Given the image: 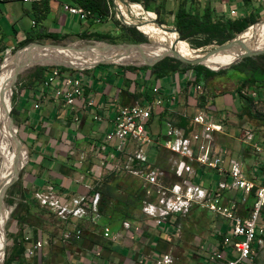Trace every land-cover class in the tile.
Wrapping results in <instances>:
<instances>
[{"label": "crops", "instance_id": "1", "mask_svg": "<svg viewBox=\"0 0 264 264\" xmlns=\"http://www.w3.org/2000/svg\"><path fill=\"white\" fill-rule=\"evenodd\" d=\"M35 1L40 0L0 1V35L5 36L6 46L10 42L26 38L30 29L24 26V18L31 19V28L36 25L31 15ZM182 1L191 11L209 15L216 20L264 18V0H156L152 6H162L164 13L171 14L174 21L175 11ZM49 2L50 11L44 21L48 31L72 36L82 32L89 33L92 28L100 25L99 22L89 25L88 20H82L66 11L64 6L70 4L68 0ZM152 66L139 69L136 75L119 69L108 72L100 68L87 74H76L82 77L84 93L74 105L62 103L51 90L44 87L23 91L18 106L24 109L27 118L24 123L28 127V145L32 152L24 176L25 183L21 186V209L14 214V219L20 227L21 237H29L31 243L38 239L43 241L42 250L36 256L27 258L28 264H152L153 259L167 252L173 255L174 264H208V246L207 243L202 244L203 240L219 246L220 240L216 241L217 233H231L230 222L225 219L212 232L215 239L211 235H203L201 222L211 212L200 206L193 207L191 215L194 216L178 221L181 223V230L177 231L175 223L157 224L146 216L142 211L143 206L137 212L138 218L130 220V226L126 225V220L104 224L99 212V202L97 205L93 202L95 194L100 193L96 187L108 173H130L141 184V179L130 171L133 161L122 160V153L133 145L138 148V144L129 139L125 149L120 151L114 141L107 139L108 133L116 127L115 118L119 105H152L153 114L147 127L150 134L158 136L163 147L168 138L169 122L185 130L177 124V117L186 116L193 123L189 132L191 134L200 129L193 117L201 110L211 107L210 116L224 128L223 132L215 133L216 144L227 150L229 157L239 159L248 178L257 181L260 179L261 167L264 165V146L259 144V136L255 133L252 141H241L244 131L252 128L247 127L246 119L249 116L246 113H249V107L239 96L238 89L247 86L256 91L255 103L264 104V71L259 68L243 71L236 68V73L230 78L226 75L227 69L209 79L196 81L205 85L209 94L207 97L192 86V69H181L158 76L153 72ZM255 78L259 82L243 84L244 80L254 81ZM224 82L232 85L220 92L219 86ZM155 88L159 89L158 93L154 91ZM212 92L222 95L220 106L215 104ZM157 98H162L159 105L155 104ZM155 114H160L161 118L158 119ZM261 124L264 125V121ZM256 143L262 147L261 152L256 151ZM250 148L253 149L252 153L249 152ZM150 149L151 147L146 150L147 156H150ZM165 150L169 164L163 168L168 177L173 179L175 175L172 159L175 155L166 148ZM82 155L91 163L90 168H82L83 161L79 160ZM116 163L119 164L118 169H114ZM192 165L196 172L195 181L206 188L215 189L219 187L221 180L230 179L228 174H220L216 169L204 167L196 161ZM225 168L228 169V166ZM37 194L54 195L63 204L69 205L70 209L81 207L84 212L69 213L67 218H63L51 205H44ZM241 195L238 189L224 190L225 201L240 199ZM81 198L82 202L76 204L75 200ZM253 202L252 197L245 203L239 202V213L249 216ZM197 213L200 215L197 216ZM105 226H109L113 234H120V237H106ZM191 227L195 228L189 231ZM79 230H82L81 234L77 233Z\"/></svg>", "mask_w": 264, "mask_h": 264}, {"label": "built area", "instance_id": "2", "mask_svg": "<svg viewBox=\"0 0 264 264\" xmlns=\"http://www.w3.org/2000/svg\"><path fill=\"white\" fill-rule=\"evenodd\" d=\"M65 10L78 16L82 20H89L93 14L76 4H67ZM35 23V22H34ZM192 86L201 94L207 95L203 83H197L195 76L191 75ZM44 88L53 90L56 99L66 105H74L81 99L84 93V83L79 75H65L57 66L48 71L44 81ZM156 93L159 92L155 88ZM242 94L255 98L256 91L249 87L242 88ZM162 103V98H157L155 104ZM211 107L203 109L193 117V121L200 125V129L186 134L183 128L176 127L172 122L168 123V138L163 143L164 147L175 155L172 159L175 178L168 177L167 171L161 166L146 167L148 161L146 150L152 146L153 139L147 127L148 121L153 114L152 105L134 103L131 105H119L115 118L116 127L107 135L108 141H114L118 150L123 151L129 139L138 144V151L132 161L137 160L139 168L130 171L141 179L145 201L143 213L152 218L157 224H174L177 231L181 230V223L191 213L193 207L200 206L211 213H215L230 222L231 233L223 234L222 246H214L208 253L210 264H253L254 246L263 243L264 223V165H262L260 179H251L244 173L240 161L229 157L227 150L216 144V132H223L220 122L210 116ZM98 118V116L96 117ZM254 134L251 130H245L242 142L252 141ZM256 151L261 152L262 147L254 144ZM196 161L204 167L216 169L220 174H228L230 179H223L219 187L209 189L195 181L196 172L192 163ZM226 165L228 169H226ZM116 163L114 169H118ZM225 189H238L242 195L240 199L234 198L229 201L224 199ZM254 194L249 216H242L239 211V202H246ZM44 205H51L59 215L67 218L69 213L79 214L84 209L79 207L70 209L69 205L63 204L56 196H43L37 194ZM100 193H96L94 204L99 202ZM83 198L75 200L80 204ZM96 210V209H95ZM130 220H126L129 225ZM82 233V230L77 232ZM104 235L113 239L120 234H113L109 226L104 227ZM25 257L36 256L43 247V241L38 239L31 243L29 237L24 238ZM173 255L170 252L163 253L153 259L152 264H174Z\"/></svg>", "mask_w": 264, "mask_h": 264}, {"label": "trees", "instance_id": "3", "mask_svg": "<svg viewBox=\"0 0 264 264\" xmlns=\"http://www.w3.org/2000/svg\"><path fill=\"white\" fill-rule=\"evenodd\" d=\"M0 1L8 2L12 0ZM131 1L140 3L144 9L150 12H155L160 22L171 25L167 23L164 18H162V13H164L162 6H152V4L155 3L156 0ZM68 2L70 4L79 5L84 9L91 11L93 16L90 18V21L92 24H95L99 19H109L111 16L113 0H68ZM49 11V0H40L33 3L31 8V15L36 25L27 32V36L24 40L18 42L17 47H25L34 41L59 40L63 36L60 33L48 31L44 26V21L47 19ZM147 15L150 18L153 17L151 14ZM126 22L133 23L135 21L127 20ZM257 22L258 20L252 17L238 20L230 19L227 21L218 19L216 20L209 17V15H201L197 12L191 11L185 6L184 1H182L178 9L175 11L174 21L172 25L176 30L180 32L183 41H190L199 35H207L212 41H215L218 44H223L235 38L239 33L243 32L249 26ZM256 25L264 26V23L260 22ZM252 27L253 26H251L248 31H250ZM122 29L124 32V36L128 40L135 43H150L148 42V36L140 31L136 26L128 25L125 23L122 25ZM141 29L144 30V27H141ZM85 33L88 34L87 32H84V34ZM64 35L68 36L67 34ZM171 36L176 39L178 37L177 33H171ZM108 37L109 35L101 34L99 35L98 40H104ZM4 38L5 36L0 35V52H4L6 50V46L3 45ZM201 45L203 44L193 45V47H199ZM245 58L246 60L244 62L236 64L235 67L242 71L245 69H257V64H255L253 59H251L252 57ZM147 67L149 68V66ZM209 67L205 66L204 64H192L189 62H184L178 58L168 56L165 57L163 61L155 63L152 66V69L153 72L157 73L158 76H165L166 74L174 73L181 69H183L184 71H186L187 69H193V71L195 72L196 81L209 79L210 77L224 71L222 68L213 70L211 68L217 69L218 67ZM57 68H59L61 72L68 70V68L64 66H58ZM134 68L139 70L145 67ZM47 73L48 71L44 67H40L39 69H37L31 79L30 88L39 90L40 88L44 87V81L46 79ZM249 82L253 84L259 82V80H257L256 78L254 79V81L244 80L243 84L245 85ZM243 87H240L238 89V94L248 104L249 113L246 114L252 117L254 106L256 104L255 99L251 96L242 94ZM11 115L18 127L27 120V118L25 117L24 109L20 108L16 103L14 104V107L11 111ZM177 119V124L181 127H184L186 134H189V132L193 128V123L183 115L178 116ZM137 162V160H134L131 163V167H134L136 169L139 168L140 166ZM96 190L101 193L99 201V212L102 216V221L104 224H110L115 220L125 221L138 218L136 215L137 212L142 208L145 197L143 187L137 177L131 175L130 173L122 174L120 172H111L103 177L100 185L96 187ZM250 197H252V199H255L254 194H252ZM219 239L220 246H222L223 235H221ZM15 240L16 242L12 252L6 253L4 264H28V259L25 257L26 247L24 243V237H21L20 234L16 237ZM259 246L260 245H257L256 249H259Z\"/></svg>", "mask_w": 264, "mask_h": 264}, {"label": "rangeland", "instance_id": "4", "mask_svg": "<svg viewBox=\"0 0 264 264\" xmlns=\"http://www.w3.org/2000/svg\"><path fill=\"white\" fill-rule=\"evenodd\" d=\"M112 4L113 5H112V11H111L110 18L105 19V20L104 19L97 20V22H99L100 25L96 28H92L88 34H86V33L84 34V32L74 34L72 36L71 35L66 36V35L62 34L63 36L59 40H46V41H34V42L35 43L41 42V43H47V44H56V45H61V46H66L68 44H72V46H74V45H78L79 43H80V45L82 43L87 44V45L88 44L90 45V44H95V43H101L104 48L106 47V45H108L106 43H109V44L118 43V44H123V45L129 44V43H135V42L128 40L124 36L122 25L126 23L125 20H127V19L141 23L140 19L146 15L141 16V17H137V18H129V15L132 12L140 11L141 9H144V8L141 6L140 3L133 2L131 0H113ZM132 6L133 7L135 6V9L132 8ZM162 18H164L167 23L172 25L173 19L171 18V14L162 13ZM149 19H151V18L149 17ZM88 21H89V25H92L90 19ZM262 21H264V18L259 19L257 23H260ZM257 23H255V24H257ZM23 24L26 27V29H31L32 21L29 17H26L23 20ZM263 27L264 26L255 25L251 28L250 31H256V30L261 29ZM144 29H149V28L145 26ZM158 30H160L159 31L160 34L169 42L170 38L166 37V35L171 37V33L166 32V31L164 32L160 28H158ZM101 34L109 35V37L104 39V40H98V37ZM160 34L156 33V39H157L156 42H154V43L152 42L149 44L148 43L146 44V42H143L144 45H143L142 49L133 48L131 50L142 51V50H147V49L153 47L155 43L160 42ZM152 39L154 40V37H152ZM148 40H149V37H148ZM184 42L187 45L191 46V47H189L190 50L186 51L187 53L198 52V50H195L194 48H197V49L203 48L206 51H210V50L214 49L217 45H220L217 42L209 39V37L207 35H199L190 41H184ZM184 42H179V43H184ZM17 44H18V42H13V43L10 42L6 46L5 43L3 42V45L6 46L7 48L4 52H0V76L2 74H4V72L6 71V64L8 62H10L11 60L15 59L16 56H14L11 59H9V58L24 48V47H22V48L17 47ZM199 44H203V45H201L199 47H193V45H199ZM72 46H70L69 48H63V47H51V48L46 47L44 49L43 48H37V47H34V48L43 49V50L49 51L50 53L63 54V53H67L68 51H70ZM34 48L28 47L21 54H24L27 50H29V49L31 50ZM108 50L114 51L117 49L109 48ZM120 50H127V49L121 48ZM229 50H231V49H229ZM84 51H85L84 53H86V51H88V50H84ZM79 53H83V52L75 51V52H72L71 54H79ZM88 55H86L84 57H80L82 60L85 61V63H83L84 65H91V64L97 62L96 60L90 58ZM162 56H164V55H162ZM168 56H170V55H168ZM168 56H166V57H168ZM219 56H221V55H219ZM170 57H173V56H170ZM249 57H252L251 59H253L255 64H257V68L264 71V53H260V54L249 56ZM164 58L159 59L158 61H156V63L163 61ZM58 60H62V59H58ZM58 60H55V61H58ZM245 60H246V58L240 59L237 63L233 64L234 66L233 65L223 66L222 69L224 71L229 69L227 71L226 75L230 76V78H233L232 74L236 73V71H237L235 65L238 63H242ZM51 61L52 60H49L48 62H51ZM103 61L96 64V66H87V67H75V66H71V65H68L66 63H63V62H54V63L46 62V63H38L34 66H31V67H28V68L21 70L19 74L17 73L18 77L16 78V80L13 81V85H12V90H11V95H12V91H13L12 109H13L15 103L17 105H19L18 102L20 101V98L22 97L23 91H25L26 89H30L31 79H32L34 73L40 67H44L47 69V71H50V69L54 66H57V67L58 66H64V67L68 68V70H65L62 72L65 75H68V74H71V75L87 74L89 71H91L95 68H100V69H102L104 71H108V72L114 71L115 69H119L122 72L127 71L131 75H136L138 73V70L135 69L134 67H136V68L145 67L146 68L147 66H151L149 63H147V64L142 63L141 64V62H139V63H117V62L112 61V60H103ZM192 73H193V76H195V72L193 71V69H192ZM259 78H262V77H259ZM223 85L219 86L220 92H224L225 90L228 89V87H231L232 84L224 82ZM206 90H207V88H206ZM51 91L53 92V90H51ZM211 94H213L214 98L216 99L215 104L217 106H220L219 102H220V99H223L222 95H215L214 92H212ZM53 95H54V93H53ZM14 97H15V99H14ZM155 116H157L158 119L161 118L160 114H157V115L155 114ZM239 119L242 120L241 117H239ZM246 120H248L247 121V127L252 128L251 131L253 133H255L256 136H259V144L264 146V125L261 124V122L263 123V121H264V104L263 103L255 104L252 117L249 116V118ZM258 124H261V125L259 126ZM15 127H17V126L15 125ZM163 127H164L163 130H165V132H166L165 124H163ZM17 129H18V132H20L18 134L19 147H20V141L21 140L24 142L25 147H22V150L20 152V159L16 165L17 167L14 168V170L11 174V178H12L17 173V170H21V172L19 174V178L11 187H9L8 189L5 190L4 195H3V198H4L3 208L9 210V218H8L7 224H6V237H5V242H4V246L7 245L6 253L12 252L13 247H14L15 242H16L15 239L18 235H20V233H19L20 227L18 226V222L16 221V219H14V214H16V212L21 209V205H22L21 186H23L25 183L24 176H25L28 164L30 162L31 152H32V148L29 147V145H28V143H29V141H28L29 140V138H28V127H26L25 123H23L21 126L17 127ZM1 131H2V129H1V125H0V141H1V134H2ZM151 137L153 139V144H152L151 149L149 151V155L151 157L148 156V161L143 165H146V167H148V166L153 167L156 165H160L162 167L168 166L169 159L167 156V151L161 145V143H159L160 140H159L158 136L155 137V135L153 136L151 133ZM12 138H13L14 142H17V141H15L14 135L12 136ZM137 149H138L137 146L133 145L129 150L122 153V160L125 161V159H128V162L132 161V158L135 157V155L138 151ZM249 152L252 153L253 149L250 148ZM82 154H83V152H82ZM83 157H84V155H82V158L79 157V160H82L83 164H84L82 168H86V166H88L90 168L91 163H88ZM241 167L243 168L242 164H241ZM190 215H191V213L189 214V216ZM199 215H200V213H197V216H199ZM192 216H194V215H191V217ZM202 217H203V214H202ZM203 220H204V222H201V228L204 230V232L202 234L203 235H205V234L211 235L215 239V236H213L212 232H215V230H217L218 227L222 225V222H224L225 219L219 215H216L215 213H211L210 216L204 217ZM262 222L264 223V213L262 215ZM193 228H195V227H191L188 230L191 231V230H193ZM221 235L222 234L217 233L216 241L220 240L219 238ZM262 238L264 240V235L262 236ZM203 241L204 242H202V244L207 243V246H208V248H207V260H208V264H210L209 259H208V253L211 250V248L214 246L210 242L208 243V241H206V240H203ZM204 250L205 249H203V251ZM255 251H256V254H254L255 260H254L253 264H264V242L259 246V249H255Z\"/></svg>", "mask_w": 264, "mask_h": 264}, {"label": "bare ground", "instance_id": "5", "mask_svg": "<svg viewBox=\"0 0 264 264\" xmlns=\"http://www.w3.org/2000/svg\"><path fill=\"white\" fill-rule=\"evenodd\" d=\"M132 8L135 9V6L134 7L132 6ZM147 14H151L153 17H155V14L153 12L146 11L145 9H141L140 11L132 12L129 15V18H137L146 15L140 19L141 21H143L145 19H149V16ZM146 27H148L155 34L154 39H156V33L160 34L159 32L160 30H158V27L155 26L154 24H149ZM166 37L170 38L169 42L160 34V42L155 43L153 47L142 51L120 50V49L111 51L108 49L115 47L106 45V47L104 48L101 43H95V45H89V44L87 45L83 43L80 45L79 43L78 45L72 46L70 51L63 54L50 53L49 51L43 50L44 48L36 49L34 47H29L34 49L31 50L29 49L24 54H21L26 49L25 48L19 51L17 54L12 55L9 59L13 58L14 56H16L17 58L15 57V59L11 60L6 64V71L4 72V74L0 76V125L2 129L1 141H0V199L3 198L5 190L8 189L7 186L9 181L16 176L17 173L11 178V174L14 168L17 167L16 165L20 159V147L18 144L19 132L15 126L13 128L11 127V120L9 117V110L12 108V95H13V91L11 95L12 85H13V81L15 80L14 79L15 75L18 73L19 70H23L25 68L34 66L38 63H46L49 60L52 61L48 63L63 62L75 67L93 66L96 63L103 60H112L117 63L141 62L142 64L145 62L153 61L162 55L172 54L175 41L177 39L172 36L169 37L167 35ZM241 39L248 45V50L254 51L264 48V27L256 31H248L244 33L241 36ZM176 47L181 51L183 55L193 59L202 58L204 53L207 52L203 48H198V49L194 48L195 50H198V52L187 53L186 51L190 50L189 47L191 46L187 45L185 42L177 43ZM37 48H42V47L37 46ZM84 50H88V51L84 53L85 52ZM228 50L229 49L221 50L215 53V55L213 54L209 56L204 61V63L211 67L225 66L231 63L232 61H234L237 57H239L241 53L245 52V49L243 48H235L229 51ZM75 51L78 52L81 51L83 53L71 54L72 52ZM86 55L96 60L97 62L91 65H84L83 63H85V61L82 60L80 57H84ZM58 59H62V60H58ZM13 135L15 136V141L17 142H14L12 138ZM8 218H9V210L3 208V205H1V200H0V264H3L5 259L4 242L6 237V224ZM261 244L262 243H257L254 246V254L256 253L255 249L257 245H261Z\"/></svg>", "mask_w": 264, "mask_h": 264}, {"label": "water", "instance_id": "6", "mask_svg": "<svg viewBox=\"0 0 264 264\" xmlns=\"http://www.w3.org/2000/svg\"><path fill=\"white\" fill-rule=\"evenodd\" d=\"M146 11H148V10H146ZM126 24L136 26L140 31H142L144 34H146L149 37V42L150 43L156 42L157 39H154V40L152 39V37H154L155 34L150 29L142 30L141 27L148 26L149 24H154L155 26H157L158 28H161L162 30H164L166 32L177 33L178 37H177V40L175 41V45H174L172 54H170V56L176 57V58H178V59H180V60H182L184 62H189V63H192V64H204V65H206L204 63V61L209 56H211V55H213V54H215V53H217V52H219L221 50H225V49H235V48H243V49H245V52L241 53V55L239 57H237L234 61H232L231 63H229V64H227L225 66H230V65H232L234 63H237L240 59H243L245 57H249V56L257 55V54H260V53H264V48L259 49V50H254V51L253 50H248V45L241 39V36L244 33H246L251 26H254L256 24H252L247 29H245L243 32L239 33L238 36H236L235 38H233V39H231V40H229V41H227V42H225L223 44L217 45L214 49L204 53L202 58H197V59L188 58L185 55H183L179 49H177L176 44L181 42V41H183V39L181 38L180 32L178 30H176L173 27V25H167L165 23L160 22L158 17H157V14H156L155 17H152L151 19H145V20L141 21V23H138V22L128 23V22H126ZM184 41H186V40H184ZM106 44L110 45L111 47H115L116 49L126 48L127 50H131L133 48L142 49V47L144 45V43H129V44H126V45L118 44V43H116V44L106 43ZM90 45H95V44H90ZM37 46L38 47H42V48H46V47L69 48L70 46H72V44H68L66 46H61V45H56V44H47V43H41V42H39V43L31 42L30 44L25 46L23 49H25L27 47H37ZM166 56H168V55H164V56L158 57V58H156L155 60H153L151 62H145V64L149 63L150 65H154L156 63V61H158L159 59L164 58ZM100 62H102V61H100ZM98 63H96V64H98ZM96 64L93 65V66H96ZM206 66L209 67L208 65H206ZM222 67L223 66H218L217 69L211 68V67H209V68H211L213 70H218V69H220ZM20 71L21 70L18 71V74L20 73ZM18 74L15 76V80L18 77ZM11 111H12V108L9 110V117H10V120H11V127L13 128L16 124L14 122V119H13L12 115H11ZM16 126L18 127V125H16ZM22 147H25V146H24V142L21 140L20 141V152L22 150ZM20 172H21V170H17L16 176L9 181L8 186H7L8 188L11 187L17 181V179L19 178ZM0 200H1V205H3L4 204V198H1ZM6 251H7V245L4 247L5 257H6ZM4 262H5V259H4ZM4 262H3V264H4Z\"/></svg>", "mask_w": 264, "mask_h": 264}]
</instances>
